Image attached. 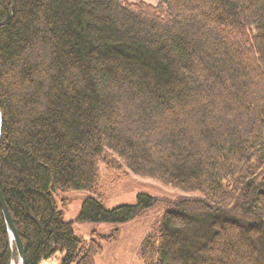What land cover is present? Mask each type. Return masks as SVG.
<instances>
[{
	"label": "trees",
	"instance_id": "trees-1",
	"mask_svg": "<svg viewBox=\"0 0 264 264\" xmlns=\"http://www.w3.org/2000/svg\"><path fill=\"white\" fill-rule=\"evenodd\" d=\"M101 165L198 196L146 234L142 264H264V0H0V192L26 264L103 252L56 193L95 194L78 218L95 224L151 208L105 209Z\"/></svg>",
	"mask_w": 264,
	"mask_h": 264
},
{
	"label": "rangeland",
	"instance_id": "rangeland-1",
	"mask_svg": "<svg viewBox=\"0 0 264 264\" xmlns=\"http://www.w3.org/2000/svg\"><path fill=\"white\" fill-rule=\"evenodd\" d=\"M129 3L156 5L157 0H126ZM100 201L103 207L111 210L124 205H135L139 195L154 199L151 208L143 210L137 217L119 226L95 224L79 220L82 204L87 198L96 199V195L84 191H67L56 193L54 200L62 212L63 220L70 223L77 237L88 243L96 234L101 239L103 252L95 258V264H142L140 245L146 234L152 233L160 224L162 216L168 209H173L180 201L197 198V195H184L175 190L161 186L146 179L135 177L125 170L107 172L100 166ZM196 200V199H193ZM191 208H197L191 206ZM237 217V214H234ZM117 232L113 233V229ZM94 239V238H93ZM62 253L58 250L48 260L40 264H60ZM18 264V263H13Z\"/></svg>",
	"mask_w": 264,
	"mask_h": 264
},
{
	"label": "water",
	"instance_id": "water-1",
	"mask_svg": "<svg viewBox=\"0 0 264 264\" xmlns=\"http://www.w3.org/2000/svg\"><path fill=\"white\" fill-rule=\"evenodd\" d=\"M0 209L2 211V216L5 222L6 230L9 235L10 241L14 244L17 253L18 264H26L24 246L19 236L17 235L16 228L14 226L13 220L11 218V215L9 213V210L6 206L5 200L1 192H0Z\"/></svg>",
	"mask_w": 264,
	"mask_h": 264
}]
</instances>
